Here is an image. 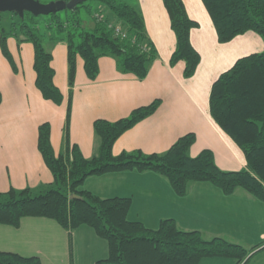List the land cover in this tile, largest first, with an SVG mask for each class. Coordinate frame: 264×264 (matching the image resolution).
I'll return each instance as SVG.
<instances>
[{"label":"crops","instance_id":"obj_1","mask_svg":"<svg viewBox=\"0 0 264 264\" xmlns=\"http://www.w3.org/2000/svg\"><path fill=\"white\" fill-rule=\"evenodd\" d=\"M183 2L189 17L199 24L191 33V42L201 55V63L190 79L184 77L183 62L170 65L176 36L163 0L133 3L145 20L147 37L157 52L143 81L119 70L111 57L99 59V75L91 81L84 61L77 57L75 83L71 88L66 43L44 42L53 57L51 66L55 71L54 84L63 96L61 105L45 100L36 87L33 44L19 43L14 36L9 38L11 61L0 45L1 194L28 189L38 195L53 184V174L38 149L39 127L46 123L51 126L53 150L57 156H65L69 106L70 142L87 159L96 155L99 146L94 131L97 120L114 123L160 100L153 115L117 140L113 147L115 156L133 152L165 154L180 138L194 134L191 158L208 150L224 172L247 168L243 152L210 116V93L213 83L237 60L264 52V40L249 32L231 43L220 44L202 1ZM82 189L101 199H130L129 221L142 223L149 229H158L164 220H174L181 230L200 232L206 240L226 238L248 250L264 244V203L242 189L225 196L210 183H191L187 195L179 197L165 177L137 170L90 177ZM262 251L255 253L247 264ZM0 252L38 256L42 264H97L108 258L109 247L90 228L69 233L53 220L25 218L17 229L0 225ZM200 264L238 263L210 258Z\"/></svg>","mask_w":264,"mask_h":264},{"label":"trees","instance_id":"obj_2","mask_svg":"<svg viewBox=\"0 0 264 264\" xmlns=\"http://www.w3.org/2000/svg\"><path fill=\"white\" fill-rule=\"evenodd\" d=\"M93 1L106 10L96 13L103 17L101 20L93 17L91 31L84 30L79 20L72 19L71 26L61 21L54 23L56 34L52 35V25L47 27L50 33L31 27L26 17L34 16L28 13L23 19L10 13L17 22H12L9 30L0 20V45L4 56L11 61L7 40L12 36L19 43L33 44L36 87L45 100L56 105L62 104L63 96L54 84L53 57L45 50V41L66 43L71 88L75 83L77 57L84 61L86 75L91 81L99 75L101 57L114 58L119 70L140 81L147 78L149 68L157 58L146 34L145 20L133 5L120 0ZM201 1L220 44L231 43L249 32L264 40V0ZM83 4L71 12L78 13ZM163 4L176 36L170 65L174 67L183 62L184 77L193 78L201 63V55L192 45L191 33L199 24L189 17L183 0H163ZM117 29L123 34L117 33ZM1 102L0 92V105ZM159 107L160 100H156L117 122L97 120L94 131L99 146L91 159L85 158L80 148L70 142V106L65 156H57L53 150L51 126L47 123L41 125L38 149L53 174L54 182L38 195L28 189L0 193V225L17 229L25 218H44L55 221L69 233L82 227L90 228L109 247L108 258L97 264H200L210 258L249 263L255 253L264 249V244L248 250L226 238L206 240L200 232L181 230L174 220H164L158 229H149L142 223L129 221L130 199H101L82 187L90 177L137 170L165 177L179 197L187 195L191 183H210L225 196L242 189L264 203V52L237 60L213 83L210 93V116L243 152L246 169L224 172L208 150L191 158L189 151L196 141L194 134L180 138L165 154L133 152L115 156L113 147L117 140L153 115ZM0 264H42V261L38 256L0 252Z\"/></svg>","mask_w":264,"mask_h":264},{"label":"rangeland","instance_id":"obj_3","mask_svg":"<svg viewBox=\"0 0 264 264\" xmlns=\"http://www.w3.org/2000/svg\"><path fill=\"white\" fill-rule=\"evenodd\" d=\"M38 1H40L43 4H48V3L60 1V0H38ZM120 1L124 3H128V4H132V5H134L133 3L135 2L137 3V0H120ZM103 10H106V8L99 5L93 0H89L85 2L83 6L80 7L79 12L76 14H74L71 11L66 10V11L58 13L55 17L52 15L47 16V17H43V16L34 17V18L26 17V22L31 27L36 26L38 29L41 28L42 31H47L48 25H52V30L50 29L51 34L55 35L56 29H55L54 23H56L57 21H61V22H66L71 26L72 19H77L82 23L83 27H85L84 30L91 31L94 25L93 17L95 16L96 13H98L99 11L101 12ZM0 20L7 30H9L12 22H17V18L10 15V13L2 14V17L0 18ZM10 38H13V37H10ZM44 48L46 49V51L48 50L45 43H44ZM250 264H264V251H262L257 256H255Z\"/></svg>","mask_w":264,"mask_h":264},{"label":"water","instance_id":"obj_4","mask_svg":"<svg viewBox=\"0 0 264 264\" xmlns=\"http://www.w3.org/2000/svg\"><path fill=\"white\" fill-rule=\"evenodd\" d=\"M87 1L89 0H71L69 2L60 0L43 4L38 0H0V16L4 13H15L23 19L28 13L34 17H47L66 10L75 11L78 6Z\"/></svg>","mask_w":264,"mask_h":264},{"label":"built area","instance_id":"obj_5","mask_svg":"<svg viewBox=\"0 0 264 264\" xmlns=\"http://www.w3.org/2000/svg\"><path fill=\"white\" fill-rule=\"evenodd\" d=\"M95 18L98 19V20H101L103 17H102L100 14H96V15H95ZM117 33H119V34H120V33L123 34V33L121 32L120 29H117ZM124 36H125V35H124Z\"/></svg>","mask_w":264,"mask_h":264}]
</instances>
